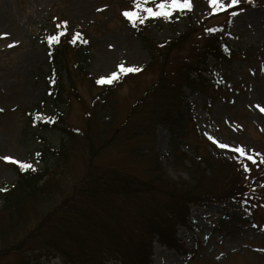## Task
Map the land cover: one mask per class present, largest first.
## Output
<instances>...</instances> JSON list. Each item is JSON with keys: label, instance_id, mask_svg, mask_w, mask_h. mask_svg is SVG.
Instances as JSON below:
<instances>
[{"label": "rangeland", "instance_id": "rangeland-1", "mask_svg": "<svg viewBox=\"0 0 264 264\" xmlns=\"http://www.w3.org/2000/svg\"><path fill=\"white\" fill-rule=\"evenodd\" d=\"M127 1L137 3V0H0V190L18 181L19 175L11 163L30 162L43 170L49 161L50 167L52 161L41 157L42 148L47 144L58 147L66 136L62 130L38 126L32 118L34 113H64L78 134V143L71 147L67 190L73 177L86 168L88 147L81 139L87 129L83 106L75 98L70 102L67 99L55 102L49 94L52 84L43 36L54 30V15L57 19L66 18L71 34L83 31L91 40L90 59L84 65L92 80L87 76L85 80L76 77L79 93L90 112L95 110L93 101L100 89L93 80L118 72L121 64L141 69L120 74L112 111L114 128L122 124L156 80L158 70L149 67L152 60L149 50L122 18L121 11ZM222 2L227 5L230 0ZM160 3L170 5L171 0L150 2L154 8ZM217 11L222 10L214 8L210 0H194L192 22L207 19L208 26L223 29L220 34L232 53L226 59L209 56L206 61L212 76L206 74L205 77L219 81L220 92L209 96L188 84L183 87L202 139L200 149L202 153L207 148L214 155L223 154L231 161L237 153L232 149L243 147L247 154H259L264 159V5L244 9L232 18L229 28L226 16L211 18ZM174 16V21L161 19L151 24L147 33L162 43L186 31L188 21L179 18L178 12ZM204 40L203 31L191 35L183 46L172 52L171 59L175 63L184 62L194 54L193 48L201 46ZM64 78L67 79L65 75ZM138 110L141 112H135L136 117L145 118L141 107ZM141 132L147 134L145 130ZM94 134L95 142L102 143L95 130ZM190 138L181 141L186 153L184 162L175 163L172 134L163 125L156 126L154 140L148 135L124 134L112 140L108 132L97 161L104 165L114 164L125 172L145 178L149 158L156 155L172 181L192 182L190 161L198 158L192 147L194 138ZM220 143L228 147L222 149ZM2 205L0 198V255L23 234L21 227L5 233L7 222L3 219L7 215ZM28 212L30 217H27ZM28 212H24L25 226H32L37 215ZM191 217L196 231L180 227L179 235L192 252L196 251L195 258L156 242L153 264H264V217L254 215L236 202L194 205ZM11 253L0 258V264H14L16 254ZM28 264L67 263L60 255H36Z\"/></svg>", "mask_w": 264, "mask_h": 264}, {"label": "trees", "instance_id": "trees-1", "mask_svg": "<svg viewBox=\"0 0 264 264\" xmlns=\"http://www.w3.org/2000/svg\"><path fill=\"white\" fill-rule=\"evenodd\" d=\"M262 5L264 0L240 1L238 7H230L211 18L226 16L229 28L233 12ZM192 7L191 10H172L170 21H174V13L179 12V18L188 21L187 29L162 43L153 39L147 29L164 18H149L144 23L137 21L133 26L122 15L149 50L152 58L149 67H157L158 75L122 124L115 128L112 111L120 79L110 85L93 80L100 89L93 101L95 110L90 112L81 98L76 77L91 79L84 65L90 59L91 40L85 32H79V36L70 34L67 25L64 27L66 18L57 19L54 15L56 26L43 37L52 84L49 93L55 102L66 99L70 102L75 98L83 106L87 129L81 139L88 147L86 168L73 177L67 190L71 147L78 143V134L64 113H34L32 118L38 126L46 130H62L66 136L60 146L47 144L42 148L41 157L52 161L50 167L49 161L43 170L35 167L21 170L20 165L13 164L19 178L16 184L0 190L2 207L7 215L3 220L7 222L5 233L21 227L23 234L2 250L1 259L13 252L16 254L14 264H28L36 255H60L67 264H152L156 241L195 258L196 254L179 235L180 227L196 230L191 218L193 205L235 201L254 215L264 217V160L257 155L253 157L256 161L253 163L236 154L230 161L221 154L213 155L207 148L205 153L201 152L202 139L197 133L193 109L183 87L188 84L202 89L209 96L220 92L219 83L205 77L211 74L206 61L209 56L226 59L232 53L220 30L208 26L207 19L192 22ZM123 8V12L136 11L130 2H125ZM141 15L146 16L145 13ZM200 31L205 34L202 45L193 48L191 57L176 64L171 59L172 52ZM57 35L60 36L59 42L49 44L48 37ZM139 107L145 118L136 117L141 112ZM158 124L172 134L175 163L184 162L186 157L181 141H189L191 136L194 138L192 147L199 160L190 161L192 182L172 181L156 155L149 158L145 178L125 172L114 164L104 165L97 161L106 144H103L106 133H110L112 140L122 134L132 137L148 135L154 140ZM94 130L102 143L95 142ZM28 211L37 215L32 226H25L24 212ZM27 217H30L29 212Z\"/></svg>", "mask_w": 264, "mask_h": 264}, {"label": "snow or ice", "instance_id": "snow-or-ice-1", "mask_svg": "<svg viewBox=\"0 0 264 264\" xmlns=\"http://www.w3.org/2000/svg\"><path fill=\"white\" fill-rule=\"evenodd\" d=\"M151 2V0H137V8L136 11H126L123 13V15L132 22L133 26L136 25V22L139 21L140 23H144L146 19L149 18H164V19H170L171 15H172V10H184V9H188L191 10V2L190 0H184V2L182 3L181 0H171V4H167V3H160L158 5L159 11H155L152 7H147L146 5L149 4ZM211 5L216 8L217 10H224L227 11V9L229 7L231 8H236L239 6L240 4V0H230V3L225 5V3L222 2V0H210ZM141 13H145L146 16L141 15ZM238 12H233L232 15H238ZM64 27L66 28V22ZM211 31V30H210ZM220 31H223V29H220ZM64 33H61V35H63ZM77 36H79L80 34L77 33ZM60 40V36H49L48 37V43L52 44V43H58ZM141 69L138 67H127L123 64H121L119 66V70L118 72H113L109 77L107 78H101L100 80H98L97 82L101 85H110L112 84L114 81H117L120 78V74H128V73H135V72H139ZM2 111V110H0ZM262 111H264V109H262ZM209 139H213L211 136H209ZM214 143L216 141H213ZM220 148H227L228 145L220 143L219 144ZM232 151L239 153V155L241 157H246V159L251 160L253 163H256L255 159L253 158L252 155H248L245 151V149L243 147H239V148H234L232 149ZM5 159H9V158H5ZM15 162V161H13ZM264 162V161H262ZM18 163V162H17ZM32 165L31 164H27V163H21L20 164V168L21 170H27V169H32ZM34 170V169H33ZM245 171H248L247 167L245 166Z\"/></svg>", "mask_w": 264, "mask_h": 264}]
</instances>
